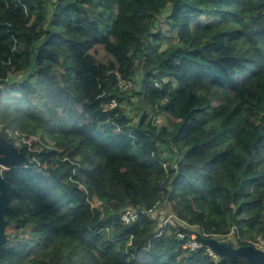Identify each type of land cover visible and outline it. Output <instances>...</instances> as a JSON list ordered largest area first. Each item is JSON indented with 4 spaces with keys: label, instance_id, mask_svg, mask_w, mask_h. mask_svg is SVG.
Returning a JSON list of instances; mask_svg holds the SVG:
<instances>
[{
    "label": "trees",
    "instance_id": "16d2710c",
    "mask_svg": "<svg viewBox=\"0 0 264 264\" xmlns=\"http://www.w3.org/2000/svg\"><path fill=\"white\" fill-rule=\"evenodd\" d=\"M204 15L219 20L194 29ZM140 70L163 127L125 110L118 74ZM0 130L42 141L4 173L0 264H248L193 252L160 221L236 246L264 235V0H0Z\"/></svg>",
    "mask_w": 264,
    "mask_h": 264
},
{
    "label": "water",
    "instance_id": "95a60500",
    "mask_svg": "<svg viewBox=\"0 0 264 264\" xmlns=\"http://www.w3.org/2000/svg\"><path fill=\"white\" fill-rule=\"evenodd\" d=\"M28 163V157L9 141L0 130V249L9 239L7 228L10 224L6 218L9 206V186L4 173L13 166ZM205 245L210 246L222 258L242 257L248 264H264V250L252 244L236 246L230 241H221L215 237H204L200 232H193Z\"/></svg>",
    "mask_w": 264,
    "mask_h": 264
},
{
    "label": "built area",
    "instance_id": "2783aa9c",
    "mask_svg": "<svg viewBox=\"0 0 264 264\" xmlns=\"http://www.w3.org/2000/svg\"><path fill=\"white\" fill-rule=\"evenodd\" d=\"M119 85L124 89L127 90L133 86V81L130 79L123 78L120 74H118ZM160 86V83H156ZM110 108L116 107L118 102L116 100H112L110 102ZM8 135L12 139V143L21 151L22 148L27 147L30 151H37L36 148V136H27L24 133L19 132L18 130H8ZM39 141H41L39 137ZM161 208L160 202H157L152 208L145 209V208H126L122 213V220L125 223H131L135 221L141 214H145L149 217H155ZM160 224L163 228L167 227L168 225H172L175 227L179 237L181 238H188L187 246L193 252L198 251L201 247H206L208 254L214 258V260H219L221 257L215 252L213 248L210 246L205 245L201 242L196 235L193 233L196 228L195 226H190L187 222L180 220L177 216L170 214L167 217L163 218L160 221ZM183 226H189L191 231H185ZM235 228H233L234 230ZM231 233L223 235L225 238H231L234 231ZM199 232V231H198ZM202 234V233H201ZM204 237H209L206 234H202ZM249 244L254 245L255 247L264 250V235H259L256 239L251 240Z\"/></svg>",
    "mask_w": 264,
    "mask_h": 264
},
{
    "label": "rangeland",
    "instance_id": "374dc122",
    "mask_svg": "<svg viewBox=\"0 0 264 264\" xmlns=\"http://www.w3.org/2000/svg\"><path fill=\"white\" fill-rule=\"evenodd\" d=\"M49 6H50V9H52L53 6L50 3H49ZM167 14H168V11L166 10L162 14V16L158 22V26L161 27V29L167 34V38H166V42L164 44V48L167 47L168 44L176 42L175 33L174 34L169 33L171 28L167 23ZM217 20H219V18L216 17L215 15H204L201 17V19L196 21L193 26H194V29H196L201 24H205V23H209V22L214 23V22H217ZM94 55H95L96 60L99 63H108L112 59V55L110 53H108L103 48H101L99 50V52L95 53ZM27 73H28L27 71L22 73L20 77L26 76ZM141 77H142V73L140 70L138 72V75L135 77V80H133V86L129 89V92H132V91H134V92L130 93V95H129L130 100L126 101L123 104L125 107V110L128 113V115L131 116L133 122H136V123L139 122L141 115L143 114L144 111H146L147 114H149V118L152 117L159 127H163V126L168 124V119L164 113L157 114V112H155L152 109V107L150 105H148L146 103V101L144 100V93L142 92V88H141ZM14 78H15V76L10 77L11 80ZM216 90H217L216 98L219 101H222L231 95V92L227 89L216 88ZM36 137L37 138L35 139V141L39 142V136L37 135ZM95 204L100 205V201L97 199L95 201ZM169 211H170L169 208L162 210L163 214H164V212H169ZM229 233H231V232H229ZM227 240L230 242L232 241L231 239H227Z\"/></svg>",
    "mask_w": 264,
    "mask_h": 264
}]
</instances>
